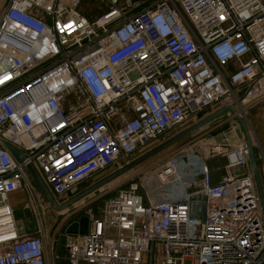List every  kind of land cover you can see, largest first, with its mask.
Wrapping results in <instances>:
<instances>
[{
	"label": "built area",
	"instance_id": "1",
	"mask_svg": "<svg viewBox=\"0 0 264 264\" xmlns=\"http://www.w3.org/2000/svg\"><path fill=\"white\" fill-rule=\"evenodd\" d=\"M85 1L8 0L0 15V264L59 263L48 224L27 233L10 202L33 189L30 163L53 194H73L244 86V100L264 99V0H154L133 13L102 0L96 18ZM202 150L122 188L87 233H66L64 264H154L159 249L165 264H264L246 142ZM211 155L227 159L218 183Z\"/></svg>",
	"mask_w": 264,
	"mask_h": 264
},
{
	"label": "rangeland",
	"instance_id": "2",
	"mask_svg": "<svg viewBox=\"0 0 264 264\" xmlns=\"http://www.w3.org/2000/svg\"><path fill=\"white\" fill-rule=\"evenodd\" d=\"M107 7V4H105L102 0H86L84 4L81 7V11L86 14L89 18L98 17L102 13L105 12ZM243 92V91H240ZM238 92V93H240ZM234 98L225 99L223 102L217 103L205 111L202 112V114H207L208 112H212L215 109L219 107L220 104H223L224 101L226 102H232ZM232 100V101H231ZM201 114V115H202ZM227 114L232 115L230 112H227ZM224 115L219 116L218 118L212 120V122L204 125L202 127L203 130H196L193 133L185 136L184 138L180 139L179 141L173 143L169 147L163 149L162 151L158 152L154 156L148 158L147 160L143 161L142 163L138 164L137 166L133 167L129 171L125 172L124 174L120 175L116 179L112 180L105 186H103L101 189L93 192L89 196L85 197L84 199L76 202L74 205H72L71 209H68L67 211L71 213V211H75L76 216H81L82 214L87 215H95L98 216L102 214L103 209L105 207L106 202L114 197L122 188L127 187L132 181H138L141 182L143 178V182L147 181L148 183H151L155 179V171L164 163L169 161L172 158H176L179 160H186L189 158L194 157L195 155L202 156L203 157V150H202V144H205V139L211 136V131L209 130L210 127L215 126L220 120L224 119ZM196 119V118H194ZM194 119H190L188 122L184 123L181 126H178L170 131H168L166 134H164L160 139H158L152 146L149 148L139 151L136 155L133 157H126L121 159L114 167L109 169L108 171L96 175L88 180V182L91 184V182L99 181L105 176L109 175L113 171L118 170L121 166H124L126 162L129 160H133L136 157L142 155L143 153L149 151L150 149L156 147L160 143L166 141L167 139L171 138L172 136L176 135L177 133L181 132L182 130L186 129L190 125L194 123ZM220 126L219 128H221ZM217 128L216 130H218ZM198 131V132H197ZM225 132V131H224ZM41 171V170H40ZM42 173V171H41ZM43 174V173H42ZM88 183V184H89ZM48 184V183H47ZM87 184V183H86ZM48 187L51 188V185L48 184ZM85 184L81 187V189L78 191L81 192L85 188ZM84 188V189H83ZM20 196L17 197L16 200L13 201L16 204H22L23 197L26 199V201L29 203H33L35 207H38L40 205H45L43 196V192L41 191L40 187L36 182H34V187L32 190H27L26 188H21L18 190ZM23 196V197H22ZM13 209L15 211L16 217L18 219L23 218L22 215H20V209L16 208L17 206H13ZM22 209V208H21ZM47 214H49L51 211H49V208H46ZM53 222H50L49 220V230H50V238L52 239L54 236L57 239V249L56 253L59 258V262L63 261L67 257V251L65 247L66 242V229L68 225L71 223L70 220H55V217L53 218ZM46 224V223H45ZM50 242V240L48 239ZM146 259V257H144ZM154 264H165V257L163 252L159 249L154 258ZM186 264H189L188 262ZM192 264H198L196 261Z\"/></svg>",
	"mask_w": 264,
	"mask_h": 264
},
{
	"label": "water",
	"instance_id": "3",
	"mask_svg": "<svg viewBox=\"0 0 264 264\" xmlns=\"http://www.w3.org/2000/svg\"><path fill=\"white\" fill-rule=\"evenodd\" d=\"M154 0H127V4L131 7L130 13H133L137 9L147 5L148 3L152 2ZM226 112H230L234 119L237 121V123L240 125L239 128L236 129V134L239 136V138L242 141H246V144L250 150V161L252 164L253 168V173H254V178L262 206V211L264 215V187L263 183L261 180V175L260 171L258 168V163H257V157L253 145V141L250 135V130L249 127L246 123V120L243 118L241 113L238 111L237 107L233 104L229 105H224L220 109L214 111L213 113L206 115L205 117H202L186 129L182 130L181 132L177 133L176 135L172 136L171 138L167 139L166 141L160 143L156 147L150 149L149 151L143 153L142 155L136 157L132 161L128 162L124 166H121L118 170L114 171L113 173L109 174L108 176L104 177L100 181L94 183L93 185H90L89 187L85 188L81 192L75 194L72 196L70 199L65 201L62 204H59L54 197L52 191L50 188L47 186L46 182L44 181L42 175L38 171V169L34 166V164L30 163L28 165V168L35 179L36 183L40 187L41 191L43 192L44 196L48 200L49 204L53 206V208L56 211H63L67 209L68 207L74 205L76 202L84 199L85 197L89 196L93 192L97 191L99 188L105 186L112 180L116 179L120 175L124 174L125 172L129 171L133 167L137 166L138 164L142 163L143 161L147 160L148 158L154 156L158 152L162 151L163 149L169 147L173 143L179 141L180 139L184 138L185 136L193 133L194 131L200 129L204 125L210 123L212 120L216 119L217 117L223 115ZM233 126L232 122H228L225 125H223L221 128L215 131L214 135H218L228 129H231ZM4 145L6 148H8L11 152H13L15 155L25 158L26 154L22 149H20L18 146L7 142L3 141ZM243 169H240L237 171L238 173L242 172ZM1 195H0V200H1ZM24 216L22 218V222L25 226V229L27 233L29 234H35L38 233L40 230V221L38 216L31 210V208H26L24 211ZM90 226V216L87 214H82L80 218L76 221L71 222L67 229L66 233L67 234H85L88 232Z\"/></svg>",
	"mask_w": 264,
	"mask_h": 264
},
{
	"label": "crops",
	"instance_id": "4",
	"mask_svg": "<svg viewBox=\"0 0 264 264\" xmlns=\"http://www.w3.org/2000/svg\"><path fill=\"white\" fill-rule=\"evenodd\" d=\"M93 18H96V17H93ZM234 67H236V63L234 62L229 63V65L227 66V68L230 70L234 69ZM249 88H250L249 86L242 87L240 90H238L235 93V96L226 98V99L234 98V100L232 99L233 101L231 100L232 102L224 101V103L220 104L219 107L215 109L214 111L220 109L224 105L233 104L237 107L238 111L241 113L243 118L246 120V123L250 130V135L253 141V145H254V149H255V153L257 157L258 168L260 171L261 180H262L263 187H264V99L262 97L261 98L255 97V98H247L246 100H244ZM240 91H243V92H240ZM221 102H223V100ZM214 111L208 112L207 114H202L201 112L197 117H195L196 119L193 118L194 123L198 121L199 119H201L202 117H205L206 115L213 113ZM228 122H232L233 124L231 129H228L225 132H222L218 135H214L217 128L225 125ZM239 127L240 125L234 119L233 115H229L226 112V115H224L223 120H220L215 126L209 128V130L212 133L210 137L205 139L206 140L205 144L209 145L213 143H222L226 146L235 145L242 141L239 138V136L236 134V129ZM200 130H203L202 127L199 129V131ZM243 142H246V141L244 140ZM206 163L209 165L211 169V177L214 183L220 182L223 176L229 172L225 168V165L227 163V159L225 156L211 155L208 158H206ZM250 169L253 172L251 161H250ZM237 171H238L237 169L234 170V172H237ZM19 196L20 194L18 191L11 193L10 202L14 207L17 206L16 208L20 209L27 203V201L22 196L23 197V200L21 202L22 204H19V203L16 204L15 202L13 204V201L16 200L17 197ZM46 243H48V240H46ZM47 261H48V264H51L52 262V256L50 253L47 254Z\"/></svg>",
	"mask_w": 264,
	"mask_h": 264
},
{
	"label": "flooded vegetation",
	"instance_id": "5",
	"mask_svg": "<svg viewBox=\"0 0 264 264\" xmlns=\"http://www.w3.org/2000/svg\"><path fill=\"white\" fill-rule=\"evenodd\" d=\"M7 1L8 0H0V15H1V13L3 12V10H4V8H5V6H6V4H7ZM133 157V156H132ZM130 161H132V160H129L128 162H130ZM128 162H126V164L128 163ZM114 172V171H113ZM112 172V173H113ZM111 174V173H110ZM108 176V175H107ZM106 177V176H105ZM103 179V178H102ZM100 181V180H99ZM96 182H98V181H94V182H91V184L88 182V180L84 183L85 184V187L84 188H87V187H89L90 185H93L94 183H96ZM87 183V184H86ZM89 183V184H88ZM83 184V185H84ZM83 185H81L78 189H77V191L75 192V193H73V194H68V195H65V196H58V195H55V194H53L54 195V197L56 198V200H57V202L59 203V204H62V203H64L65 201H67L68 199H70L72 196H74L75 194H77L78 193V191L81 189V187L83 186ZM83 188V189H84ZM102 188V187H101ZM101 188H99V189H101ZM98 189V190H99ZM43 196H44V194H43ZM45 197V196H44ZM44 203H45V205H40V206H38V207H35V206H33L32 204H30V203H26L23 207H22V209L20 208V215H22V216H24V211H25V209L26 208H31V210L38 216V218H40L41 220H43L45 223H47L48 225H49V221L50 222H53L54 220H53V218L55 217V220H59V221H62V220H70L71 222H73V221H76V220H78L79 218H80V215L79 216H76V213H75V211H71V213L70 212H68L67 210L68 209H71V207L72 206H70V207H68L67 209H65V210H63V211H56L54 208H53V206L52 205H50L49 204V202H48V200L46 199V197H45V199H44ZM46 208H49V211H51L49 214H47V212H46ZM49 220V221H48ZM49 231V234H50V230H48ZM45 234H46V232H45Z\"/></svg>",
	"mask_w": 264,
	"mask_h": 264
},
{
	"label": "trees",
	"instance_id": "6",
	"mask_svg": "<svg viewBox=\"0 0 264 264\" xmlns=\"http://www.w3.org/2000/svg\"><path fill=\"white\" fill-rule=\"evenodd\" d=\"M64 263H65V261L63 260V261L59 262L58 264H64Z\"/></svg>",
	"mask_w": 264,
	"mask_h": 264
}]
</instances>
